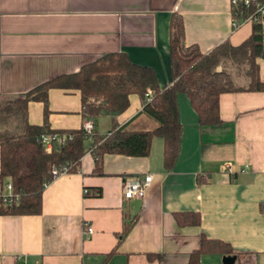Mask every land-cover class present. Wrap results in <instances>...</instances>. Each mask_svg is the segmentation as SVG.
Masks as SVG:
<instances>
[{"label":"crops","instance_id":"crops-1","mask_svg":"<svg viewBox=\"0 0 264 264\" xmlns=\"http://www.w3.org/2000/svg\"><path fill=\"white\" fill-rule=\"evenodd\" d=\"M173 14L183 19L185 44L202 53L251 33L250 24L232 30L230 0H0V105L107 53L126 54L154 71L159 88L168 86ZM257 62L264 80V59ZM218 108L223 123L201 128L188 98L178 96L182 134L171 169L154 137L148 156L105 154L96 174L87 139L78 171L44 187L39 214H0V264H188L202 236L228 243L234 264H264V91L222 93ZM48 110L54 130L83 125L76 89H49ZM43 120V104L30 101L28 121ZM116 120L130 131L156 126L136 94ZM111 127L107 116L94 123L100 135ZM145 174L152 181L144 196L125 199L124 178ZM183 212L198 213L200 224L178 225L174 216ZM225 255L205 252L198 264H223Z\"/></svg>","mask_w":264,"mask_h":264},{"label":"trees","instance_id":"trees-1","mask_svg":"<svg viewBox=\"0 0 264 264\" xmlns=\"http://www.w3.org/2000/svg\"><path fill=\"white\" fill-rule=\"evenodd\" d=\"M259 58L264 59L261 24H252L250 35L238 45L225 40L202 53L195 45L185 44L183 19L179 14H173L169 39L172 81L168 86L159 88L154 71L131 62L126 54L107 53L77 72L53 77L0 105V179H9L13 191L21 196L18 204L0 209V214H39L43 189L56 177L52 169L67 166L68 173L77 172L88 149L94 159V173L101 174L105 154L148 156L153 138L159 137L163 141L164 167L171 169L179 155L182 134L178 96L184 94L188 98L201 128L220 125L223 121L219 117L218 103L222 93L264 91V80L259 76ZM227 62L247 78L245 86L237 85L227 69L217 70L220 64ZM51 88L78 90L83 120H91L94 125L98 118L107 116L112 122L110 131L104 135L93 131L87 149L88 136L83 127L52 129L47 118ZM130 94L139 97L142 111L156 122L154 128L130 131L118 125L117 116L128 108ZM30 101L43 104L41 125L28 121ZM54 133L67 134L69 138L63 144L54 143L51 150L46 151L39 138L42 134ZM174 218L180 226L198 225L201 221L196 212L177 213ZM128 228H124L121 236ZM205 252L236 254L228 243L202 236L199 247L190 254L188 264H198Z\"/></svg>","mask_w":264,"mask_h":264},{"label":"built area","instance_id":"built-area-1","mask_svg":"<svg viewBox=\"0 0 264 264\" xmlns=\"http://www.w3.org/2000/svg\"><path fill=\"white\" fill-rule=\"evenodd\" d=\"M231 10V27L237 30L245 24H264V0H230ZM150 93L148 94V96ZM88 139L94 131V125L91 120H85L82 125ZM69 138L67 134H42L39 138L40 143L46 151H50L54 143L63 144ZM224 169L230 173L234 172V166L231 162L224 164ZM246 168H240V172H244ZM264 172V163L262 166ZM52 173L56 176L68 173L67 166L61 168L54 167ZM152 181L151 174L143 176H127L122 184V195L125 199L142 198L146 189ZM20 194L13 191L12 182L9 179H0V209L19 203ZM85 234L88 236L92 228L88 223L84 224ZM23 264V263H16Z\"/></svg>","mask_w":264,"mask_h":264},{"label":"water","instance_id":"water-1","mask_svg":"<svg viewBox=\"0 0 264 264\" xmlns=\"http://www.w3.org/2000/svg\"><path fill=\"white\" fill-rule=\"evenodd\" d=\"M235 259H236L235 255H225L222 258V263L223 264H234Z\"/></svg>","mask_w":264,"mask_h":264},{"label":"rangeland","instance_id":"rangeland-1","mask_svg":"<svg viewBox=\"0 0 264 264\" xmlns=\"http://www.w3.org/2000/svg\"><path fill=\"white\" fill-rule=\"evenodd\" d=\"M222 68H225L230 72H232L231 69H233L232 66H230L228 62L226 64H224Z\"/></svg>","mask_w":264,"mask_h":264}]
</instances>
